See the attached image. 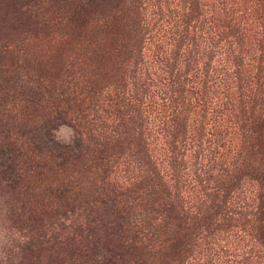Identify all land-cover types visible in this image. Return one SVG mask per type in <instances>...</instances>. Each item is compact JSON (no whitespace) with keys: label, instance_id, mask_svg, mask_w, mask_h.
<instances>
[{"label":"trees","instance_id":"16d2710c","mask_svg":"<svg viewBox=\"0 0 264 264\" xmlns=\"http://www.w3.org/2000/svg\"><path fill=\"white\" fill-rule=\"evenodd\" d=\"M0 6V179L24 207L51 203L21 222L30 264L49 250L87 263L96 228L110 238L98 264H264V0ZM58 33L62 63L45 76L32 44ZM58 120L78 153L36 143ZM186 176L193 197L178 188Z\"/></svg>","mask_w":264,"mask_h":264},{"label":"rangeland","instance_id":"374dc122","mask_svg":"<svg viewBox=\"0 0 264 264\" xmlns=\"http://www.w3.org/2000/svg\"><path fill=\"white\" fill-rule=\"evenodd\" d=\"M3 13V9L0 6V15ZM156 31V30H155ZM157 33V32H156ZM54 42H48V40H37L32 44V60L34 62L35 68L39 73L55 77L56 71L58 68L59 62L62 63L55 54L59 51L58 42L63 39L60 37V33L53 36ZM151 49L154 50L153 47ZM55 53V54H54ZM153 111V109H151ZM151 110L149 113L152 114ZM153 119V115H150ZM8 131H13V126L11 123L8 125ZM8 133L4 128L0 127V136ZM34 139L36 143L43 149L50 148L53 151H57L61 148H66L72 151V153L76 154L79 152L80 147L76 141V134L74 130L63 124L61 121H54L51 125L42 128L34 134ZM160 148V146H158ZM43 151V150H41ZM195 150H187L185 153V159L187 162V172L193 174V169L196 166L195 164V154H193ZM157 158L161 159L160 169L162 172L171 171L168 170L166 162L163 160L164 156L162 150H155ZM158 153V155H157ZM189 160V161H188ZM124 167H122V157L117 160L114 172L111 175V181L113 184L121 187L122 182L126 183L127 177L130 176L129 173L123 171ZM189 176V174H188ZM186 176L184 181H180L178 185H180V190L183 196L193 197L192 187L188 184L189 178ZM82 179H79L81 182ZM91 180H83L80 185L82 189L86 190L87 198L92 199L95 197V193L90 185ZM175 182L172 181V184ZM187 202V201H186ZM50 201L46 200L42 197H36L30 204L24 207V204L20 197L13 195L8 189L5 188L4 184L0 179V231H5L4 239L5 241H10V244H5L3 247H0V264H30V257L21 250L20 242L18 240L13 239V234L19 232L21 235V230L24 226L21 225V222L27 220L28 218H33L35 220L43 219L45 220L48 217V207L50 206ZM192 204V202H191ZM96 237L93 239L96 245L90 244L87 249L82 252L87 256V263L83 262L81 258H78V264H98L99 256L103 254V249L108 244L110 238H107L106 232H100L98 228L95 230ZM106 235V236H105ZM84 246V244L80 245V248ZM42 263L43 264H58L61 263L66 255L60 254L56 250H49L42 252ZM213 253V251H211ZM208 255L205 253V256ZM75 260L73 263H75Z\"/></svg>","mask_w":264,"mask_h":264},{"label":"clouds","instance_id":"9594fccd","mask_svg":"<svg viewBox=\"0 0 264 264\" xmlns=\"http://www.w3.org/2000/svg\"><path fill=\"white\" fill-rule=\"evenodd\" d=\"M4 235L5 231H0V247H3L5 244H10V241H5ZM12 238L18 240L22 244L27 243V237L20 236L19 232L14 233Z\"/></svg>","mask_w":264,"mask_h":264}]
</instances>
